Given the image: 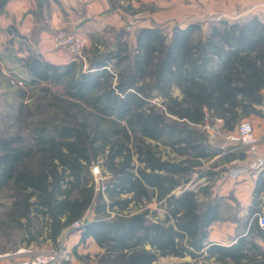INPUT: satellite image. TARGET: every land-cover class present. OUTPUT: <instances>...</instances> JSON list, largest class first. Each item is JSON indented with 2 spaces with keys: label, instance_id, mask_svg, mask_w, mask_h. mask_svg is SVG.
<instances>
[{
  "label": "trees",
  "instance_id": "obj_1",
  "mask_svg": "<svg viewBox=\"0 0 264 264\" xmlns=\"http://www.w3.org/2000/svg\"><path fill=\"white\" fill-rule=\"evenodd\" d=\"M35 1L43 19L51 0ZM108 1L113 11L132 0ZM8 2L0 0V12ZM127 32L112 46L100 39L103 47L94 45L86 66L74 57L52 62L25 40L8 45L9 70L24 84L15 91L19 115L31 92L56 115L28 116L27 134L0 133V197L8 203L0 238H16L0 249L47 239L58 246L71 224L87 217L81 241L93 236L104 248L101 264H159L161 256L187 254L214 264H264L251 235L229 246L207 241L221 202L201 200L204 186L185 188L219 152L204 128L207 116L223 120L224 134L264 116V13L210 20L206 29L198 21L140 26L133 44ZM96 162L107 176L99 189ZM162 199L168 212L155 220L147 205ZM252 224L264 237L256 218Z\"/></svg>",
  "mask_w": 264,
  "mask_h": 264
},
{
  "label": "crops",
  "instance_id": "obj_2",
  "mask_svg": "<svg viewBox=\"0 0 264 264\" xmlns=\"http://www.w3.org/2000/svg\"><path fill=\"white\" fill-rule=\"evenodd\" d=\"M79 2H82V4L79 5ZM50 3L53 9L51 18L49 24L44 26L43 30L38 34L37 44L32 40V34L37 27V22L34 16L29 13V8L35 5L34 0H9L6 8L10 13L8 15L0 14V35L1 38H5L2 39L4 41H8V39L17 42L25 40V44L33 49H38L45 58L55 63H65L73 57L66 51L54 47L52 40L53 29L55 27L70 26L72 30H78L87 43L89 39H87L86 35L89 28L95 26L93 27V32H90L91 39L94 38V33H100V28H102L97 27L101 21L95 20L97 22H94L91 20V15L93 14L90 13L91 7L100 4L101 7L105 8L108 3L107 0H51ZM23 37H26V39ZM14 45L17 46V44ZM27 54H29V49L24 48L20 52V55L23 56ZM176 93L179 94L178 91ZM251 119L253 121L257 120L256 122L261 124V128H255L256 133L259 136L264 135V116H253ZM211 135L212 133L209 132L210 143L218 148L219 152L215 156L205 159L204 165L200 170L194 172L192 178L194 179L196 173L198 174L203 169L205 174L200 172L199 176L200 179L204 178L203 186L207 188V192L200 193L199 198L205 201L218 198L221 202L220 217L209 226L207 241L229 246L236 243L240 237L251 235L264 250V237L251 231L254 229L252 228L253 219L256 218L257 220L255 214H264V168L257 171H239V168L246 166L250 160L247 149L227 139L224 140V135H218L214 139L211 138ZM218 139H223L224 142H217ZM261 151L264 153V142L261 145ZM170 155L172 157L175 156L174 153H170ZM101 185L96 182L97 189ZM173 192L178 195L181 189L177 188ZM152 202L155 203V220L164 219L168 212L165 199ZM7 204L0 202V211L3 208H7ZM149 204L147 205L148 207ZM228 205L232 208V213L228 211ZM149 208L151 214H153V208ZM257 224L261 227L258 220ZM261 228L263 229V227ZM81 237L82 230L73 231L68 236L69 247L73 251V259L70 264H86L85 259L87 257H91L94 254H96V257L100 256L104 251V248L97 243L93 236L88 237L84 242L81 241ZM45 242L53 243L51 239H47ZM33 244L31 243L30 245ZM22 246L29 245L22 244L19 247ZM4 253L6 251L0 249V255ZM180 258H186V261L192 264L194 262H202V260H196L188 254L182 257L177 255L161 256L157 262L161 264L160 260H166L167 262L170 260L173 263ZM7 261V257L0 256V264H5ZM211 261L214 262V258Z\"/></svg>",
  "mask_w": 264,
  "mask_h": 264
},
{
  "label": "rangeland",
  "instance_id": "obj_3",
  "mask_svg": "<svg viewBox=\"0 0 264 264\" xmlns=\"http://www.w3.org/2000/svg\"><path fill=\"white\" fill-rule=\"evenodd\" d=\"M35 1V0H34ZM108 6L103 8L100 6V4H97L95 7H91V12L93 13L91 15V20L94 22H97L95 20L101 21V23L97 27H102L100 33H94V38L91 39V33L93 32V27L89 28V31H87V39L88 42H85V45L82 50V57L79 59L83 60L85 66L87 62V55L90 54L92 51L94 45L100 40L107 41L110 43V45H114V41L116 39V36L121 32L122 29H125L128 31L127 35H124L126 39H128L130 44H133V33L135 32V29L140 26H149V25H160L163 27H169L175 24H179L182 26L187 25L190 22L198 21L203 24L204 29L208 27V23L210 20L219 19V18H229L234 19L241 17L247 13L251 14H262L264 13V0H132L129 1H122L121 4L122 7H119L116 10H109L111 5L109 1L107 0ZM254 3H257L261 5L260 10H253L252 5ZM79 5L82 4V2L78 3ZM37 8V3L35 1V5L31 8H29V13H31L36 22L37 27L34 30V35L32 34V40L36 43L38 40V34L43 30L44 26L49 24V20L51 18L52 13V7L51 5L47 7L44 10V16L41 17L43 19H40L36 13L34 12ZM8 12L7 8L4 12H0V14H7ZM99 17H101L99 19ZM108 21V22H105ZM43 25V26H42ZM42 26V27H40ZM12 27V26H11ZM14 29V27H13ZM59 29H64L71 33H79L78 30H72V27L66 26V27H55L52 31V40L53 45L57 49L64 50L61 47H58L55 44L54 36L56 34V31ZM91 32V33H90ZM1 38L0 35V53H2V56H4V59L0 63V80H2L4 83H0V133L2 132H22L27 134L29 132L28 124L29 118L28 116L33 115L34 113L39 114H47L48 117H51L53 115H56V109L53 106H48L46 103L45 98H41V93L33 94L27 93L25 102H26V108H23V112L21 116L19 115L18 111V95L15 93L16 89L18 87H24V84L22 81L18 80L16 75L9 70L10 67H12L13 62L10 60V55L8 52H6L8 45H19V42L17 41H4ZM16 42V43H15ZM99 45L103 47V44L98 42ZM67 52V51H66ZM68 53V52H67ZM73 57V56H72ZM3 58V57H2ZM7 77L8 79L6 80ZM1 82V81H0ZM54 89L52 91H60V87H53ZM178 91V90H177ZM176 91V92H177ZM179 92V91H178ZM20 116V117H19ZM19 117V118H18ZM19 119H22L26 122V125L23 124L22 126L19 122ZM253 127L254 130L257 127L261 128V124L259 122L253 121L251 118L248 119ZM23 122V121H22ZM256 133V130H255ZM221 134H216V136ZM257 137L260 140V145L264 142V135H258L256 133ZM224 142L223 139H218L217 142L222 143ZM172 157V155H170ZM201 173H204V170L201 169ZM200 172L198 173V176H195L194 179L190 181V184L187 185V188L195 187V184H197V188L202 187L204 185V178L201 174L200 179ZM91 173L94 176L95 181L97 184L101 185L102 181L107 177L104 175L103 167L100 163H94L91 166ZM197 174V173H196ZM205 174V173H204ZM203 174V175H204ZM194 184V185H193ZM186 188V189H187ZM0 202L7 203V199L0 197ZM8 205V204H7ZM149 207L153 208V212L155 211V203L152 202L149 204ZM5 209V208H3ZM2 211V210H1ZM0 211V212H1ZM72 233V231H71ZM13 234V235H12ZM11 237L12 240H16L14 232L12 233ZM70 234V232H69ZM69 234H66V246L70 250L72 259H73V251L72 248H70V244L68 243V236ZM11 237L8 238H0V244L5 242H12ZM61 239H64L63 237ZM38 249H51L53 247V244H49L47 242H44L43 244L37 245L33 244L31 245ZM89 246V245H88ZM3 248V249H2ZM16 247H11L10 243L7 244L6 247H1V250L7 252H14ZM20 248V247H19ZM19 248H16L19 249ZM10 250V251H9ZM15 250V251H16ZM91 254V253H90ZM94 254V253H93ZM86 264H101L99 260V256L96 257V254H94L91 257H87L85 259ZM72 261V260H71ZM186 258H180L176 262L173 263H185ZM161 264H173L170 262V260L167 262L160 260ZM194 264H214L211 260L206 262H194Z\"/></svg>",
  "mask_w": 264,
  "mask_h": 264
},
{
  "label": "built area",
  "instance_id": "obj_4",
  "mask_svg": "<svg viewBox=\"0 0 264 264\" xmlns=\"http://www.w3.org/2000/svg\"><path fill=\"white\" fill-rule=\"evenodd\" d=\"M261 7L262 6L257 3L252 5L253 10H260ZM54 39L58 47L65 49L74 58L82 57L85 38L81 34L59 29L56 31ZM222 126L223 120L221 118H214L213 121H211L208 116L206 117L204 128L208 132L224 135L228 141L247 149L250 160L246 166L239 168V171H257L264 168V153L261 151L260 140L255 133L252 123L249 120H243L240 122L236 131L228 134L222 132ZM195 176H198V174ZM187 185L185 188H187ZM196 186L197 184H195V187ZM195 187L191 189H195ZM255 216L257 217L258 223L264 229V214L257 213ZM86 223L87 217L73 222L62 235L64 239H61V237L59 245L53 246L51 249H38L29 245L22 246L14 252H7L0 256L8 258L5 264H70L72 255L66 246V234H69V232L71 233V231H80Z\"/></svg>",
  "mask_w": 264,
  "mask_h": 264
},
{
  "label": "water",
  "instance_id": "obj_5",
  "mask_svg": "<svg viewBox=\"0 0 264 264\" xmlns=\"http://www.w3.org/2000/svg\"><path fill=\"white\" fill-rule=\"evenodd\" d=\"M216 137H217L216 134H212V135H211V138H212V139H214V138H216ZM224 140H226V138H225Z\"/></svg>",
  "mask_w": 264,
  "mask_h": 264
}]
</instances>
